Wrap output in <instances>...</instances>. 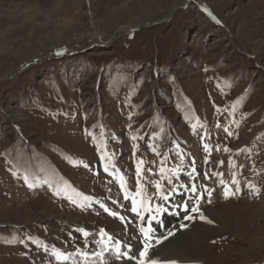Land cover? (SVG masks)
I'll return each mask as SVG.
<instances>
[{"label": "rangeland", "instance_id": "rangeland-1", "mask_svg": "<svg viewBox=\"0 0 264 264\" xmlns=\"http://www.w3.org/2000/svg\"><path fill=\"white\" fill-rule=\"evenodd\" d=\"M214 212L238 235L190 264H264V0H0V264H101L76 249L117 227L138 257L140 228L162 240Z\"/></svg>", "mask_w": 264, "mask_h": 264}, {"label": "snow or ice", "instance_id": "snow-or-ice-1", "mask_svg": "<svg viewBox=\"0 0 264 264\" xmlns=\"http://www.w3.org/2000/svg\"><path fill=\"white\" fill-rule=\"evenodd\" d=\"M61 54H62V51H58L56 53V55H61ZM234 109H235V105L233 106V110ZM218 111H219V109H218ZM232 122L236 123L237 126H239V122H237L235 120H233ZM195 127L196 126L193 125V128H195ZM217 127H219V124H217ZM225 131L228 133L229 136L233 135V133L229 130L228 127L225 128ZM135 139H136V137L134 136L133 140H135ZM237 139H239L238 135H237ZM93 140L95 142L96 137H93ZM204 147H205L206 151L210 152L209 145L205 144ZM153 151H156L155 148H153ZM224 151L231 152V149L225 147ZM238 151L250 153V149H248L247 146H245V148H243V149H238ZM157 155H160V153H157ZM143 163H144L143 160L137 161V177H138V181H137L138 193L137 194L138 195L140 194V188H141L140 183H139V178L141 177ZM219 163L224 164V161H220ZM228 163L232 164V166L234 168L237 167L235 164H233V162L231 160H229ZM244 167H245L244 165H240L239 168L241 169V171L232 173L231 186H234V188H235L234 191L232 190V187L229 186L228 184H226L223 179H220V181H219L220 184L225 185V192H224L225 198H227L230 195H236L238 192L241 191V181H240L239 177L244 175V172H243ZM104 170L107 172L108 167L105 166ZM148 171H151V169H148ZM159 171H160L161 175L163 176L165 173V168L163 167V162H162V166L160 167ZM193 171L195 172V169H193ZM204 175L206 178H211L207 173H205ZM212 175L222 177L223 173L214 172V173H212ZM24 180L26 183H28L29 187H35L36 186L35 183L30 182V177L27 174L24 176ZM120 182H121V187L124 188L125 184H126V180L122 175L120 176ZM155 186H156L158 192L161 191L162 185L159 182H157ZM244 186L249 188L252 192H255V193L260 192V189L257 187V185L252 183L251 181L246 180ZM205 190H207V189H205ZM190 191H192L193 193H195L197 191L195 184H193L191 186ZM56 194L59 195V192H57ZM209 195H211V192H209ZM125 198L127 199V195H125ZM163 198L167 199V196H164ZM69 199H71V198H69ZM87 199H88V197H85V200H87ZM72 202L75 203L74 200ZM132 203H133L132 211L137 212V207H136L137 201L135 199H133ZM185 207H187V205H185ZM105 211H109V210L107 208H105ZM191 211L199 213V208L193 207L191 209ZM110 214L114 217L119 216V214L116 212H111ZM119 218L121 220L124 219L122 216H120ZM185 219L191 220V219H194V217L193 216H186ZM200 219L206 220L208 223H212V221L208 220L207 217H205L202 213H200ZM185 226L186 225H183V224L181 225V227H185ZM78 231L82 233L83 237L85 238V241H87V238L89 237L90 233H88L84 229H78ZM140 231L144 235V240H143L142 250H139V249L137 250L138 251V257H137V254L132 251V245L130 243L127 244L126 250L121 251L124 242H122L120 240H116L112 235H109L103 229L100 230V232H99L100 239L96 242L100 247L99 251L93 252L90 254L89 252L84 251L83 249L77 248L75 255L80 256L84 261H87L90 256L99 258V260L101 261V264H107L106 253L107 254H114L115 259L125 258L129 261L134 260V261H136V264H177L176 261H164V262H162L158 259L151 258L149 256V252H150V249H152L153 245L151 243L152 237L149 235V233L152 231V229L151 228L145 229L142 227V228H140ZM172 234L173 233L171 231L168 233V235H172ZM164 238L166 239L167 237H164ZM26 239L29 241H32L33 243H38V241L34 240L33 237H31V236L26 237ZM160 242L161 241L159 239H157L155 241L156 244H159ZM43 251L47 252V246H45L43 248ZM53 254L55 255V259L57 261H60V262H66V261L70 260L74 255L73 253H65V252H62L59 249H55V248L53 249Z\"/></svg>", "mask_w": 264, "mask_h": 264}, {"label": "bare ground", "instance_id": "bare-ground-1", "mask_svg": "<svg viewBox=\"0 0 264 264\" xmlns=\"http://www.w3.org/2000/svg\"><path fill=\"white\" fill-rule=\"evenodd\" d=\"M238 142H241V141L238 140ZM213 165H214V168L212 170V173L214 172L220 173L219 172L220 170H218L219 164H213ZM215 170H218V171H215ZM214 176L216 178V175ZM244 180L246 181L247 179L245 178ZM144 215L146 216V214ZM128 216L130 215L128 214ZM212 216L214 217V218L212 217L214 221L213 224L208 223L206 220H199L200 223H197V225H194L193 228H190V225H189L186 230L182 232L178 231L174 235L172 234L173 235L172 237L169 235V238H167V240L165 241H164V238L162 237V240L160 239L161 242L157 246L154 245L155 247L150 249L149 256L151 258L155 257L162 262H164L165 260H175L178 264H190L193 261L203 260V259H206V260L209 259L210 261L208 262H211L212 261L211 257L209 258V253L211 250L209 247L210 245L207 244V241H209L210 239H214V238L217 239L216 242L220 241L219 240L220 237L226 234H228L229 236H233L234 239H236L238 235V233L235 230V226H233V224L230 223L232 216H230L231 217L230 220L227 216L219 214L218 212L212 213ZM125 224L126 223L124 220L119 221V225H125ZM204 224H211V225L208 226ZM117 228H118L117 232L114 230V233L112 234V236L118 232L119 233L114 235V237L119 236V235L122 236L121 233H124V232L127 233L126 229L122 228V232L120 233L121 228L120 227H117ZM138 233L142 237H144L141 231H139ZM153 233H154L153 230L149 233V235L154 239L152 242V245L157 240L155 237H153ZM136 246L137 245L135 244L133 245L134 248ZM121 251H123V248L121 249Z\"/></svg>", "mask_w": 264, "mask_h": 264}]
</instances>
